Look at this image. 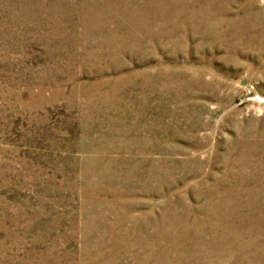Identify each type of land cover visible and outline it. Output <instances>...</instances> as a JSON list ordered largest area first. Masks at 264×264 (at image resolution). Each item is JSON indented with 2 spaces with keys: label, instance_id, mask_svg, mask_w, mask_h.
Segmentation results:
<instances>
[{
  "label": "rangeland",
  "instance_id": "rangeland-1",
  "mask_svg": "<svg viewBox=\"0 0 264 264\" xmlns=\"http://www.w3.org/2000/svg\"><path fill=\"white\" fill-rule=\"evenodd\" d=\"M217 2L218 35L151 9L107 56L91 0H0V264H264V228L221 220L264 153V0Z\"/></svg>",
  "mask_w": 264,
  "mask_h": 264
},
{
  "label": "bare ground",
  "instance_id": "bare-ground-1",
  "mask_svg": "<svg viewBox=\"0 0 264 264\" xmlns=\"http://www.w3.org/2000/svg\"><path fill=\"white\" fill-rule=\"evenodd\" d=\"M199 1L200 0H144L145 5L141 3V5H135L133 4L132 0H91V3H89L90 10L86 11L87 13H85L86 19H88L86 20L88 25L85 26L82 35L84 37H105V40L102 39V41H99L97 43V47H99V49H96L97 55L101 53L104 54L106 52L105 54L107 56H114V50L117 48H121L124 43L126 46L128 39H130V41H133L134 44H137L138 37H142L145 34H151L150 31L147 32V29L149 28H147L148 24L146 22V19H148L149 16L148 10L150 11L151 9L158 11L162 10L165 13L166 11L171 12L174 17H183L185 18V20L191 22L193 29L202 27V29L205 28L209 32V34H212V36L218 35L217 33L221 29V27L227 25L226 21L222 17V5L217 2L218 0H204V2H201L202 4L200 5L198 4ZM116 15H119L121 17V22H118L120 19L115 22ZM152 19L153 18H151V20ZM114 22L117 24L115 25ZM110 24H114V26H110ZM174 24L176 23L174 22ZM263 24L264 23H262V25ZM229 30H231V28ZM168 32L169 31L161 32L160 30L154 35L155 37H159L163 33L165 36H167ZM243 34L244 32L242 30H238V32L235 33L233 31V36L235 37L245 36ZM250 37L255 36L250 35ZM113 42H118V44H113ZM93 54H95V52ZM226 169L228 171V175L223 181L224 185L222 190V199L224 198V200L227 201V204L222 208V224H225L227 230L230 231H233L232 229H239L242 224H248V227L253 226L258 230L263 229L264 153H258L257 148L255 146L244 148L239 161L231 167H226ZM238 188H240L241 192L238 190ZM253 262L255 263V261Z\"/></svg>",
  "mask_w": 264,
  "mask_h": 264
}]
</instances>
